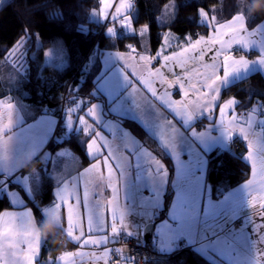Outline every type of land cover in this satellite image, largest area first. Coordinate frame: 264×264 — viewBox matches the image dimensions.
Here are the masks:
<instances>
[{
  "label": "snow or ice",
  "instance_id": "6c2138e0",
  "mask_svg": "<svg viewBox=\"0 0 264 264\" xmlns=\"http://www.w3.org/2000/svg\"><path fill=\"white\" fill-rule=\"evenodd\" d=\"M97 2L99 8L91 11L90 16L105 22L106 37L117 38L116 27L108 26V22H118L121 29L144 41V51L129 44L127 54L108 53L103 61L104 71L96 77L91 95L105 98L108 111L117 117L116 122L103 120L100 104H88L70 90L71 106L64 110L62 137L55 139L63 138L67 142L70 134L82 132L88 137L86 155L94 162L70 179L63 175L54 177L57 185L54 200L42 208L32 183L34 179L38 190L39 173L23 172L27 168L24 161L34 158L47 161L53 155L60 158L73 153L68 148L54 154L45 150L58 125L54 114L45 109L39 118L26 123L11 97H0V193L10 205L9 209L0 210V264L37 262L42 238L28 202L42 217L61 223L63 220L62 231L77 244L76 251L49 257L53 264H77L78 257H89L91 264H112L113 255L115 264H136L135 258L127 255V248L107 245L121 235L140 244L141 237L148 234L155 252L163 256L190 249L206 264H264V247H261L264 246V118L258 120L260 131H254L253 127L258 116H264V99L253 101L243 114L236 111L239 101L235 97L218 104L222 86H228L233 78L239 81L250 74H264V19L250 27V21L256 17L244 9L220 21L213 14L214 8L200 7L197 15L209 29L208 33L195 39L189 35L185 44H177L178 50L171 51L173 33L163 32L162 44L151 54L146 39L151 25L135 24L131 14L135 0ZM174 9L175 0H168L164 15L158 19L161 26L174 20V15L169 16ZM63 19L59 11L50 17L61 23ZM76 31L84 35L88 30L81 25ZM25 39L21 37L9 56L25 55L22 51ZM236 47L242 53L255 50L256 58L235 54ZM43 55L54 69H64L69 62L62 41H57L56 47ZM95 59L90 55L88 64ZM127 59L142 63L145 71L136 72ZM115 61H124L125 68L113 71ZM156 61L159 65L153 67ZM126 68H133L131 75L135 79L130 78ZM174 89H178L179 99L173 97ZM137 94L148 105L152 120L134 111L141 107ZM217 107L219 119L214 124L204 131L192 126L205 114L212 119ZM161 109L171 113L174 119H168ZM81 111L82 114L76 115ZM123 119H132L158 139L162 151L173 161L171 178L169 168L121 128ZM97 126L114 139L109 140ZM217 126L219 137L212 135V129ZM117 133L121 144L114 147ZM235 133L247 143L244 158L251 164V179L241 189L220 193L222 199L214 198L213 188L205 181V157L222 147L221 138L230 141ZM14 144L17 146L13 147ZM257 184L258 194H254L253 186ZM106 189L110 190V196L104 195ZM169 190L172 198L166 201ZM241 190L245 191L246 199L239 195ZM245 209H250L260 222ZM88 246L100 251L82 250Z\"/></svg>",
  "mask_w": 264,
  "mask_h": 264
},
{
  "label": "trees",
  "instance_id": "16d2710c",
  "mask_svg": "<svg viewBox=\"0 0 264 264\" xmlns=\"http://www.w3.org/2000/svg\"><path fill=\"white\" fill-rule=\"evenodd\" d=\"M1 1V0H0ZM246 1L250 9L247 11L256 19L250 21L249 26L264 19V3L259 9L254 8V0ZM168 0H135L133 10L134 22L137 25L149 23L151 25L150 46L156 51L162 43V34L171 31L177 35L185 44L189 35L193 39L199 35L209 32L197 15L200 7L214 8L213 14L220 21L228 19L238 9V0H175L174 12L170 10L169 16L174 15V20L161 26L158 19L164 15V5ZM97 0H11L0 10V59L8 56L10 51L25 37L28 43V74L15 88L0 82V97H12L20 103H24L30 110L31 115L28 121L43 114L47 109L56 118L61 112L62 91L67 84L76 77L80 67L91 55L96 54L95 61L85 65V70L79 73L74 79L71 90L78 99L82 98L89 103L103 100V96H92L96 77L100 74L101 63L98 62L100 54L106 51H124L127 45L141 47L142 41L134 35H122L115 39H109L105 35L104 25L92 22L90 12L98 10ZM57 11L63 13V23L50 20V17ZM168 17H165L167 20ZM68 25V27H66ZM85 27L88 31L81 35L76 31L79 26ZM62 41L68 50L69 62L64 69H54L51 65L45 64L44 52L56 47V42ZM97 46L95 47V44ZM51 74L57 80V86L53 80L51 83L43 81V77ZM78 89V92L75 91ZM238 99V111L248 110L253 101L264 99V77L257 73L244 79L228 88L222 96V101L227 98ZM107 105V104H106ZM108 108V105H107ZM124 126L134 134L146 147L158 155L173 173V162L166 155L156 139L145 132V130L131 119H123ZM234 140L228 149H215L208 155L207 183L213 188L214 198H222L220 193L227 192L244 184L251 177V167L246 157V147ZM235 145H238L237 147ZM64 148H71L80 157V167L91 163L86 155V143L82 142L79 136L73 134L67 142H58L54 139L48 150L53 154ZM54 156V155H53ZM64 157H56L52 160L38 159L31 163L23 172H36L40 176V187L37 190L33 179V188L36 191V200L41 208L50 205L54 200L56 182L54 173L59 171L63 165ZM16 188V185H10ZM171 190L166 197L170 200ZM28 207L33 211L40 223V227L46 223L39 210L28 202ZM10 205L6 196L0 193V210L9 209ZM65 239L62 229L54 227L44 239V245L40 254L39 264H53L49 257L55 258L65 251H72L75 246L67 242L65 248L57 243ZM66 240V239H65ZM148 248L152 242L147 243ZM153 264H206V261L190 249H182L171 256H163L153 251L149 253Z\"/></svg>",
  "mask_w": 264,
  "mask_h": 264
},
{
  "label": "crops",
  "instance_id": "0c3cea01",
  "mask_svg": "<svg viewBox=\"0 0 264 264\" xmlns=\"http://www.w3.org/2000/svg\"><path fill=\"white\" fill-rule=\"evenodd\" d=\"M133 10H134V8L131 10V14H132V15H133ZM244 10H245V9H244ZM245 11H246V10H245ZM92 22H94V21H92ZM94 23H97V24H100V25H104L105 22L99 20L98 22L95 21ZM108 26L116 27V29H117V33H118L117 38L120 37V36H122V35H131V34H129V33L127 32V30H125V29H121V28L119 27L118 22L109 21V22H108ZM118 30H121V31H122V34H119ZM105 31H106V30H105ZM146 39L148 40L147 47H148V49H149V52H150L151 54H154L155 51H153L152 48H151V46H150V36H148ZM254 39H259V37H255ZM161 44H162V43H161ZM177 44H181V45H183V42H182V40H181L177 35L173 34V39H172V46H173V47H172L171 51H176V50H178V48L176 47ZM133 47H135L138 51L143 52V51H144V48H145V44H144V42H143L142 45H141V47H136V46H134V45H133ZM127 51H128V49H127V50H124V51H106V52L101 53V54H100V57H99V60H98V62L101 63V66H100V73H101L102 71H104V63H103V61H104V57H105L108 53L111 52V53L114 54V53H116V52H120V53H125V54H127ZM234 53L237 54V55H239V54H247V55L249 56V58H251V59H255V58H256V51H255V50H253L252 52H248V53H242L241 50H240L238 47H236V48H234ZM126 58H127V56H126ZM127 63L130 64V65H134V66H135V71L138 72V73H143V72L145 71V68H144L143 64L140 63V62L134 61V60H132V59H127ZM158 65H159V61H156V62L153 63V67H156V66H158ZM256 67H258V66H256ZM121 68H125V62H124V61H115V62H114V68H113V71H116L117 69H121ZM125 70H126L127 74L130 76V78L135 79V78L132 77V75H131V74H132V71H133V68H126ZM177 71H179V69H177ZM221 74H222V73H221ZM255 74H257V73H255ZM252 75H254V74H250L249 77L252 76ZM261 75L264 77V74H261ZM242 80H244V79H241V80L237 81L235 78H233L232 81H231V83H230L228 86H222V88H221V94H220V100L218 101V104L223 102V101H222L223 93H224L228 88H230L231 86L235 85L236 83H238V82H240V81H242ZM130 90H131V89H129V91H130ZM142 95H147V93H143ZM99 96H101V95H97L96 97H99ZM173 97H174L175 99H179V98H180V95H179L178 89H174V90H173ZM7 98H9V97H7ZM7 98H4V99H7ZM148 99L151 100L152 98H151L150 96H148ZM227 99H228V98H227ZM227 99H226V100H227ZM11 101H12L14 104H16L18 108L21 109V114L24 115L26 123H31L32 120H31V121H30V120L28 121V117L31 115V113H30V110L26 107V105H25L24 103L22 104V103L16 101V100L13 99L12 97H11ZM137 102L140 103L141 107H140L139 109H134V111L136 112V114H137V115H143V116L147 117L149 120H152L153 117H152V115H151V113H150V110H149V108H148V105H147V104L144 102V100L141 98V94H137ZM154 102H155V101H154ZM94 103H97V104H100V105H101V108H102V119H103V120H105V121H107V120H111V121H113V122H116V121H117V117L113 116V115L108 111V108H107V105H106L107 103H106L104 97H103V100L96 101V102H94ZM155 103L157 104V107H160L158 102H155ZM89 104H90V103H89ZM238 104H239V103H238ZM237 106H238V105H237ZM161 110L164 111V113H165V115L167 116L168 119H174V117H173V115H172L171 113L167 112V111L164 110V109H161ZM236 111L239 112V113H241V114H243V113H245L247 110L244 111V112H240V111H238V109H237V107H236ZM79 114H82V111L79 112V113H77L76 115H79ZM211 115H212V119H208V118H207V114H205V115L202 116V117H198L197 120L193 122V125H192V126L195 127L198 131H204V130H205L210 124H214V123L219 119V115H218V107L214 110V112H213ZM36 118H39V116L36 117ZM55 118H56V117H55ZM261 118H264V116H258L257 123L254 124V126H253V127H254V131H260V130H258V127H261V125H259L258 120L261 119ZM131 120H132V119H131ZM120 126H121L122 129L129 131V130L124 126V124H123V120L120 121ZM177 126H180L179 123H178ZM14 130H15V131H19V128H16V129H14ZM97 130H100V131L104 132V135L107 136L109 140H113V139H114L113 136H112L110 133H108L106 130H104L102 127L97 126ZM182 130H183V129H182ZM129 132H130V131H129ZM130 133H131V132H130ZM73 134L76 135V136H79V138H80V140H81L82 142H85V143H86L87 140H88V137L85 136L82 132H73L72 134H70V137H72ZM131 134H132V133H131ZM61 135H62V134H61ZM212 135L217 136V137L220 136V129H219L218 126H217V127H214V128L212 129ZM132 136H133V137L135 138V140L138 141V142H139L144 148H146L148 151L152 152V154L155 155V156L157 157V159H160V160L162 161V163L165 164L166 167H168V166L166 165V163H165V162H164V161H163L158 155H156L152 150H150L148 147H146V146H145V145H144V144H143V143H142V142H141V141H140V140H139L134 134H132ZM70 137H69V138H70ZM118 137H119V133H117V138H116L115 141H114V145H113L114 147H119L120 144H121V142H120V140H119ZM69 138H68V139H69ZM154 138L156 139V141H157L158 144H159L158 139H157L156 137H154ZM234 140H239V141H240V142H241V143L247 148V143H246V141H244L243 138H242L238 133H235V134L233 135L232 140H230V141H224L223 138H221L220 141H219V145H222V147H218V148H221V149H228V148L230 147V145L232 144V142H234ZM50 142H52V139L49 140L48 144H47L46 147H45V150H46L47 152L49 151V150H48V147H49V145H50ZM262 142H264V139H262ZM16 146H17L16 144L13 145V147H16ZM214 150H215V149H214ZM214 150H213V151H214ZM209 154H210V153H209ZM209 154H207L206 157H205V159L207 160V165H206L205 172H204V176H205V181H206V183H207L208 155H209ZM166 155H167V154H166ZM246 155H247V154H246ZM257 155H259V153H258ZM71 156H74V161L77 162V163L74 164V167H73L72 169H69V168H67V166H66V162H67V160H70ZM71 156H69V157H64L65 160L62 161V163H63V165H61L62 168L58 171V173H60V175H63L64 177L69 178V179H70L71 176H75V175L77 174V172H78V171H81L84 167L89 166V165H87V166H81V167H80V163H81V161H80V157H79V155L76 154V153H74V155H71ZM75 157H78V159H76ZM53 158H54V156H52L50 160H52ZM182 158H183V157H182ZM38 159H39V158H34L33 160H30V159H29V160L24 161V163L28 166V165H30L31 163H33L34 161H36V160H38ZM89 159H90V158H89ZM90 161H91V163L94 162V161H92L91 159H90ZM172 162H173V161H172ZM247 162L249 163V165H250V167H251L250 162H249L248 160H247ZM168 168H169V167H168ZM23 170H24V169H23ZM23 170H22V171H23ZM169 175H170V178H171V176L173 175V173L171 174L170 169H169ZM250 179H251V177H250ZM242 185H243V184H242ZM242 185H240V186L234 188V189L231 190V191H234V190H236V189H241V186H242ZM82 188H83V184L81 183V185H80L81 192H82ZM253 189H254V194H258L259 185H258V184H257V185H254V186H253ZM229 192H230V191H229ZM104 195H105V196H110V190H107V189H106L105 192H104ZM239 195L245 197V199L247 198L246 193H245L244 190H241V192L239 193ZM213 197H214V196H213ZM220 199H222V198H220ZM33 212H34V211H33ZM245 212H246L248 215H253V219L256 220L257 222H260L259 217L255 216V215L252 213V211H251L250 209H245ZM34 215H35V213H34ZM43 218H44V217H43ZM35 219H36V224H37L36 227H37V229L41 228V227H40V223H39V221H38L36 215H35ZM131 219H132V220H135V217H132ZM44 220H45L46 223H47L48 221H51V222L53 223L54 227H57V228H60V229H62V227H63V220H62V223H61L59 220L52 219V218H44ZM62 232H63V231H62ZM39 233H40V232H39ZM63 233H64V232H63ZM64 235H65V234H64ZM143 237H144V236H143ZM41 238H42L41 250H40L39 256L37 257V262H36V264H39V263H40V254H41V251H42V248H43V245H44V239H45V237H42V236H41ZM65 239L67 240L68 243H70V244H72L73 246H75V249L72 250V251H76V250H77V244L74 243V242H72V241H70V240L67 238L66 235H65ZM128 240H131V239H128V238L124 237L123 235H121L120 237H118V238H116L115 240L111 241V242L107 245V247H109V248H114L115 246H118V245H120V244H123V243L127 242ZM152 247H153V245H152ZM261 247H264V246H261ZM82 250L85 251V252H89V251H100V249H95V248H92L91 246H88L87 248H84V249H82ZM61 254H62V253H61ZM61 254H60V255H61ZM76 259H77V264H91V262H90V258H89V257H82V258H81V257H78V258H76Z\"/></svg>",
  "mask_w": 264,
  "mask_h": 264
},
{
  "label": "rangeland",
  "instance_id": "374dc122",
  "mask_svg": "<svg viewBox=\"0 0 264 264\" xmlns=\"http://www.w3.org/2000/svg\"><path fill=\"white\" fill-rule=\"evenodd\" d=\"M10 1L11 0H1L0 1V10ZM238 5L242 9H245L246 11H248L250 9L249 4L244 0H238ZM90 19L94 22L99 21L98 19L92 18L91 16H90ZM200 24H202L201 21H200ZM27 40L28 39H25V44H24V47L22 49V51L25 53L24 56L18 57V58H13V57L9 56V54H8V56L6 58L0 59V82H5L8 86L17 88L20 85L21 81H23L27 77L28 70H29L28 69L29 53H28V48H27L28 47ZM94 56H96V54ZM45 64L50 65L48 63L47 57L45 59ZM56 119L58 121V125H57L56 132L54 133V138L52 139V141L55 139V137H62V135H61L62 134V124H60V121L58 120V118H56ZM63 140L64 139L61 138L58 142L63 141ZM68 149H70L74 155L73 150L71 148H68ZM48 152L52 153L50 151H48ZM69 156H71V155H69ZM69 156H66V157H69ZM75 163H77V162L74 161V156H71L70 160H67L66 166H67V168L72 169L74 167ZM53 175L56 177V176L60 175V173H58V171H56Z\"/></svg>",
  "mask_w": 264,
  "mask_h": 264
},
{
  "label": "built area",
  "instance_id": "2783aa9c",
  "mask_svg": "<svg viewBox=\"0 0 264 264\" xmlns=\"http://www.w3.org/2000/svg\"><path fill=\"white\" fill-rule=\"evenodd\" d=\"M105 28V27H104ZM119 34H122V31L121 30H118ZM97 46V43L95 44V47ZM94 50V49H93ZM92 50V52H93ZM91 52V54H92ZM90 54V55H91ZM88 62V58L86 59V61L83 63V65L80 67L79 71L77 72V75H79L80 72H82L83 70H85V65L86 63ZM76 75V77H77ZM75 77V78H76ZM71 80L67 86L64 88V90L62 91V101H61V112H60V115L58 117V120L60 121V124H62L63 120H64V110L68 107V106H71V101L69 100V92L71 90V87H72V84H73V81L74 79ZM49 79L53 80V83L55 86H57L58 84V80L51 74H48L46 76L43 77V81L44 82H47V84L51 83L49 81ZM89 104V102H87ZM261 127H258V130H260ZM237 143L240 142L239 140H236ZM236 143V144H237ZM236 147L238 145H235ZM119 247H125L128 249V252H127V255H131L135 258V261H136V264H153L149 258V253L151 251H153V248H148L147 246V242L145 240L144 237H141L140 239V244H137V241L136 239H131V240H128L127 242L123 243V244H120L118 246H115L114 248H119ZM115 260H116V257L115 255H113L112 257V264H115Z\"/></svg>",
  "mask_w": 264,
  "mask_h": 264
},
{
  "label": "clouds",
  "instance_id": "9594fccd",
  "mask_svg": "<svg viewBox=\"0 0 264 264\" xmlns=\"http://www.w3.org/2000/svg\"><path fill=\"white\" fill-rule=\"evenodd\" d=\"M264 3V0H254V8L259 9L261 7V4ZM40 232V235L42 237H46L49 233L54 231V225L51 221H48L43 225L42 228L37 229ZM61 245V248H65L67 245V240L62 239L60 241H57Z\"/></svg>",
  "mask_w": 264,
  "mask_h": 264
},
{
  "label": "water",
  "instance_id": "95a60500",
  "mask_svg": "<svg viewBox=\"0 0 264 264\" xmlns=\"http://www.w3.org/2000/svg\"><path fill=\"white\" fill-rule=\"evenodd\" d=\"M144 238H145V240H146L147 243L152 242L151 234H148V235L144 236Z\"/></svg>",
  "mask_w": 264,
  "mask_h": 264
}]
</instances>
